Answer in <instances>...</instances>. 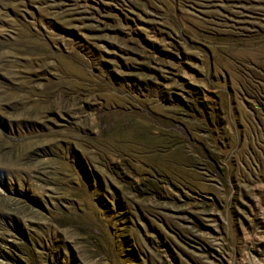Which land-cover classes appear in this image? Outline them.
Segmentation results:
<instances>
[{
  "label": "rangeland",
  "instance_id": "rangeland-1",
  "mask_svg": "<svg viewBox=\"0 0 264 264\" xmlns=\"http://www.w3.org/2000/svg\"><path fill=\"white\" fill-rule=\"evenodd\" d=\"M0 264H264V0H0Z\"/></svg>",
  "mask_w": 264,
  "mask_h": 264
}]
</instances>
